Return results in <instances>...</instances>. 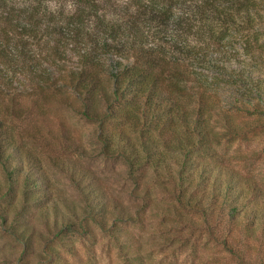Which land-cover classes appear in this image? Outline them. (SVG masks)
Returning a JSON list of instances; mask_svg holds the SVG:
<instances>
[{"label": "trees", "instance_id": "trees-1", "mask_svg": "<svg viewBox=\"0 0 264 264\" xmlns=\"http://www.w3.org/2000/svg\"><path fill=\"white\" fill-rule=\"evenodd\" d=\"M75 1L95 13L97 3L111 0ZM133 5L121 6L115 18L98 14L99 32L94 34L71 30L66 35L30 8L0 11V84L13 91L18 73L46 86L61 79L70 91L63 104L96 122L101 153L124 161L127 176L147 203L151 196L146 180L151 179L178 208L199 214L206 228L224 224L229 232L235 228L249 238L264 237V189L252 176L226 164L218 150L227 135L243 138L264 128V65L255 53L261 50L257 39L247 40L241 49L226 44L231 26L248 31L264 23V7L255 0H203L193 7L194 33L185 17L174 18L169 0ZM173 22L181 28L179 36L168 31ZM14 36L44 41L58 58L70 52L76 65L55 77L50 68L32 66L31 52L12 54L4 44ZM104 55L118 59L108 63ZM197 68L212 76L195 72ZM224 81L244 95V114L219 108L211 89ZM69 168L63 171H69L94 222L108 230L106 219L114 212L116 220H132L115 202L108 212L97 186L86 182L87 173L77 178ZM0 170V200L15 202H0L1 213L26 205L43 210L46 219L48 211L56 213L57 201L39 159L1 124ZM10 227L24 241L29 239L26 227ZM223 241L226 245V236Z\"/></svg>", "mask_w": 264, "mask_h": 264}, {"label": "rangeland", "instance_id": "rangeland-1", "mask_svg": "<svg viewBox=\"0 0 264 264\" xmlns=\"http://www.w3.org/2000/svg\"><path fill=\"white\" fill-rule=\"evenodd\" d=\"M153 1L163 0L100 2L96 5L99 11L96 12V8L94 13L75 0H0V11L19 12L30 8L39 13L44 23L62 27L66 35L71 30L94 34L99 32L98 14L111 19L123 5ZM169 1L174 18L185 17L195 33L193 7L203 0ZM255 2L264 7V0ZM175 23L168 31L179 36L181 28ZM206 26H211L210 22ZM226 34V44L238 49L243 48L247 40L257 39L256 46L261 50L255 53L260 55L264 65V23L255 24L248 31L231 26ZM43 42L14 36L4 46L12 54L22 49L25 53L31 52L32 66L50 68L55 77L62 69L76 65L77 58L72 53H67L64 59L58 58ZM103 59L114 63L118 58L104 55ZM195 72L212 76V72L200 68ZM16 78L11 92L0 84L3 92L0 124L12 132L21 148L37 156L57 208L56 213L47 212L48 219L42 215L43 210H34L32 205L24 206L23 210L17 206L8 208L5 214L0 212V264H264V237L249 238L235 228L229 232L224 224H217L213 230L206 228L208 224L202 222L199 214L178 208L176 201L151 179L146 180L151 196L147 203L127 176L124 161L101 153L96 122L81 117L63 104V97L70 91L61 79L46 86L37 84L28 73H18ZM212 86L219 108L240 115L246 112L240 110L244 95L236 91L235 86L226 81ZM218 150L226 164L252 176L264 189V128L243 138L227 135ZM64 166L65 169L71 167L69 170L74 171L77 178L87 173L86 182L97 186L108 203V212H113L115 202L132 220H116L115 212L111 213L106 219L109 229L104 230L88 216L84 198L68 175L69 171H63ZM34 176L37 178V174ZM20 201L21 197L16 202L18 206ZM0 202L4 206L15 203L9 197ZM13 223L27 228V241L12 230Z\"/></svg>", "mask_w": 264, "mask_h": 264}]
</instances>
